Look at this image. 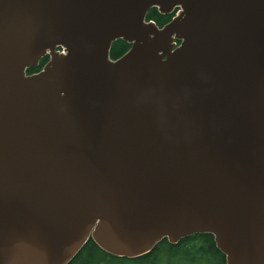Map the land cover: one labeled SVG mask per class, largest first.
I'll return each instance as SVG.
<instances>
[{"label":"water","instance_id":"water-1","mask_svg":"<svg viewBox=\"0 0 264 264\" xmlns=\"http://www.w3.org/2000/svg\"><path fill=\"white\" fill-rule=\"evenodd\" d=\"M196 234L264 264V0H0V264Z\"/></svg>","mask_w":264,"mask_h":264},{"label":"trees","instance_id":"trees-1","mask_svg":"<svg viewBox=\"0 0 264 264\" xmlns=\"http://www.w3.org/2000/svg\"><path fill=\"white\" fill-rule=\"evenodd\" d=\"M171 15H162L157 9H150L146 20L153 21L157 26L163 27L172 19ZM179 44V42H178ZM130 48V45L122 40L112 43L110 57L113 60L120 58ZM48 57L41 59L37 68H30L27 73L39 72L48 62ZM184 260L191 264H226L225 256L216 248L213 237L208 234H196L181 239L176 244H170L166 239L155 248L135 259L117 258L111 256L97 247L89 240L70 264H163V260Z\"/></svg>","mask_w":264,"mask_h":264},{"label":"rangeland","instance_id":"rangeland-1","mask_svg":"<svg viewBox=\"0 0 264 264\" xmlns=\"http://www.w3.org/2000/svg\"><path fill=\"white\" fill-rule=\"evenodd\" d=\"M163 262H164L163 264H191V263H186L184 260H177V259L169 260L168 258L164 259Z\"/></svg>","mask_w":264,"mask_h":264}]
</instances>
